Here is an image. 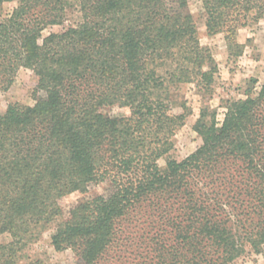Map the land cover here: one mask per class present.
Masks as SVG:
<instances>
[{
    "label": "trees",
    "instance_id": "obj_1",
    "mask_svg": "<svg viewBox=\"0 0 264 264\" xmlns=\"http://www.w3.org/2000/svg\"><path fill=\"white\" fill-rule=\"evenodd\" d=\"M13 0H0L3 4ZM0 18V90L19 69L35 78L34 103L0 112V264H48L24 254L52 228L76 264H233L264 256V83L202 107L201 138L181 161L158 159L188 113L172 88L210 94L216 65L186 0H15ZM208 35L264 22V0H201ZM73 9L78 19L61 31ZM255 82L254 80H252ZM118 106L125 115L104 109ZM107 194L61 201L92 184ZM25 260V261H23Z\"/></svg>",
    "mask_w": 264,
    "mask_h": 264
},
{
    "label": "rangeland",
    "instance_id": "obj_2",
    "mask_svg": "<svg viewBox=\"0 0 264 264\" xmlns=\"http://www.w3.org/2000/svg\"><path fill=\"white\" fill-rule=\"evenodd\" d=\"M67 1L72 2L73 0ZM186 2L188 11L197 24L200 43L210 48L216 65V73L210 94L199 92L194 82L182 83L172 88L173 112L177 114L184 112L181 107L183 103L188 113L172 138V148L157 161L158 167L162 170L169 159L181 161L201 144V138L193 126L202 107H208L210 111L215 110L218 121H221L226 100L244 99L247 89H251L254 93L264 83V22L250 23L239 28L236 33V42L240 47L229 50L222 33L213 36L207 34L201 0H186ZM15 5V0L4 3L0 18L10 12ZM76 19H78V14L71 9L63 25L47 27L43 35L61 31L68 24L74 23ZM11 83L6 90H0V112H3L10 103L23 105L34 103L35 78L29 69H19ZM104 112L110 115H125L127 109L112 106L104 109ZM108 191L107 183H98L90 185L84 193L68 194L61 201L63 217H67L69 211L80 200L97 194H107ZM51 232L52 228L43 230L25 247L24 254L30 258L42 259L48 264H76L71 250L56 251L53 248L50 243ZM7 240H9L7 235L0 236V242ZM233 264H264V256L247 253L237 258Z\"/></svg>",
    "mask_w": 264,
    "mask_h": 264
}]
</instances>
